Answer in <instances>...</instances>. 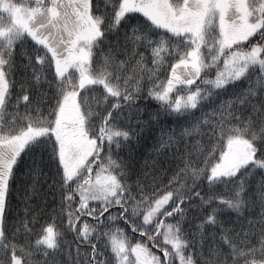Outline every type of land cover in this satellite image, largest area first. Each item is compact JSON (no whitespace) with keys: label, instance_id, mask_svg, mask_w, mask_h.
<instances>
[{"label":"snow or ice","instance_id":"snow-or-ice-1","mask_svg":"<svg viewBox=\"0 0 264 264\" xmlns=\"http://www.w3.org/2000/svg\"><path fill=\"white\" fill-rule=\"evenodd\" d=\"M18 2L23 23L0 16V239L13 245L5 264H23L16 251L22 222L45 255L59 250L60 234L77 233L84 264H186L192 228L201 239L221 236L218 252L230 264L264 259V230L227 216L235 192L220 186L242 172L257 196L264 184V152L229 127L264 83V0H104L103 11L98 0ZM207 93L218 103L206 107ZM150 128L159 130L153 151L169 152L210 130L218 152L198 157L200 183L176 189L179 175L167 185L158 177L134 188L121 181L124 165L114 152ZM37 154L50 157L67 183L58 206L33 211L30 221L25 207L11 230L12 181ZM31 174H41L38 165ZM77 179L83 182L74 188ZM238 186L248 187L244 179Z\"/></svg>","mask_w":264,"mask_h":264},{"label":"clouds","instance_id":"clouds-1","mask_svg":"<svg viewBox=\"0 0 264 264\" xmlns=\"http://www.w3.org/2000/svg\"><path fill=\"white\" fill-rule=\"evenodd\" d=\"M101 11H103V0H98ZM87 4V0H85ZM107 51V45L101 43L97 49L98 55H104ZM203 104L206 107H211L214 103H218V99L212 94L207 93L201 97ZM85 110L91 105L90 100L82 101ZM243 115L239 123L230 122L229 127L232 129H239L240 134H247L252 145V150L256 152H264V83H262L252 95H249L244 102H242ZM187 119V118H186ZM227 119V117H225ZM158 129L150 128L143 135L130 140L126 147L119 153L113 155V159L123 161V169H117V175L121 176V181L128 187L134 188L136 182L139 180L142 183H150L154 178H159L167 185L168 181L176 175L181 179L174 182L176 189H184V185L188 188L193 187L200 183L203 179L202 163L197 164L198 157L201 159L211 156V151L218 152V148L214 141L210 139L211 132L208 135L197 133L194 138H186L184 142L179 143L180 151H176V146L169 151L157 150L153 151L156 143ZM187 143L188 149L184 145ZM144 145L142 154L138 155L140 146ZM186 151H190V155L184 156ZM207 152V156L201 157L200 154ZM107 156V152H105ZM189 163L185 165V160ZM24 169L22 176L25 181L23 189L26 190L29 185H32L31 195L37 196L40 193L51 192L53 199L56 200L58 206L60 193L67 183L62 173L59 171L58 166L52 162L51 158L30 155L21 162ZM39 166L41 174L33 178L31 169ZM79 175V174H78ZM234 175V174H233ZM244 179L248 185L247 189L240 188L239 181ZM167 181V183H165ZM83 181L77 179L73 185L75 188ZM206 183V182H205ZM224 184L229 185L235 192V199L232 201V206L226 211V215L231 217L234 221L242 227H249L251 220L257 230H264V184L261 185L257 196V189H255L254 180L248 178L247 172H242L241 176L232 178V175H225L220 182V186ZM204 187V185H201ZM194 228L187 230V257L186 264H230L226 261V256L219 253L218 250L221 246L220 242L222 237L216 235L212 236L211 232L208 233L203 239L198 235H193ZM99 235L102 237L103 230ZM78 234L72 233V237L76 240L78 247L82 241L77 239ZM101 249L104 248L103 238L99 241ZM213 250H217L214 253ZM106 255V253H105ZM68 264H73L69 258ZM78 264V262H76ZM255 264H264V259L258 260Z\"/></svg>","mask_w":264,"mask_h":264},{"label":"trees","instance_id":"trees-1","mask_svg":"<svg viewBox=\"0 0 264 264\" xmlns=\"http://www.w3.org/2000/svg\"><path fill=\"white\" fill-rule=\"evenodd\" d=\"M104 2V0H103ZM7 3L20 5L18 0H8ZM4 17V16H3ZM10 118V117H9ZM144 145L140 146L138 155L142 154ZM24 169L20 164L16 170V176L12 181L11 186V198L10 206L8 210V218L10 229L15 230L17 225L12 223L16 218L17 212L21 217L24 216L23 209L25 207L29 208V221L31 218V213L33 211L44 210L48 211L54 208L56 205V200L53 199V194L51 192L40 193L35 197H32L29 200H25L24 197L29 195L26 190L23 189L25 183L22 173ZM167 183V181H165ZM19 193V198L17 194ZM17 244L16 251L17 255L22 258L23 264H49V261L55 256L56 259L60 261V264H68L69 258L73 264H84V257L77 255L76 240L72 237V233L63 232L58 236L59 250L53 254L51 251L47 252L45 255V249L40 246H36L35 243H30L26 239V227L23 222L19 226V232L16 236ZM5 247L12 248L13 245L10 242H6L3 239H0V264H5L6 257L4 254ZM82 250V249H81Z\"/></svg>","mask_w":264,"mask_h":264},{"label":"rangeland","instance_id":"rangeland-1","mask_svg":"<svg viewBox=\"0 0 264 264\" xmlns=\"http://www.w3.org/2000/svg\"><path fill=\"white\" fill-rule=\"evenodd\" d=\"M0 16L10 17L13 23H23L24 20L20 5L15 4H0Z\"/></svg>","mask_w":264,"mask_h":264}]
</instances>
